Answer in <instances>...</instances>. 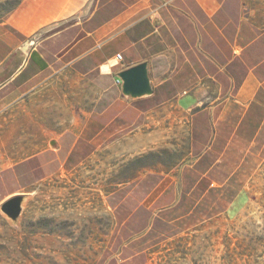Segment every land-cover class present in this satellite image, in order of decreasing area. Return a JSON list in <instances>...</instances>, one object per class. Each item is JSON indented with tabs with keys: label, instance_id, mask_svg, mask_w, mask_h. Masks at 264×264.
I'll list each match as a JSON object with an SVG mask.
<instances>
[{
	"label": "crops",
	"instance_id": "crops-1",
	"mask_svg": "<svg viewBox=\"0 0 264 264\" xmlns=\"http://www.w3.org/2000/svg\"><path fill=\"white\" fill-rule=\"evenodd\" d=\"M141 63L151 94L123 95ZM263 157L264 0H20L0 22V205L26 197L20 234L81 166L109 240L139 251L238 218Z\"/></svg>",
	"mask_w": 264,
	"mask_h": 264
},
{
	"label": "rangeland",
	"instance_id": "rangeland-1",
	"mask_svg": "<svg viewBox=\"0 0 264 264\" xmlns=\"http://www.w3.org/2000/svg\"><path fill=\"white\" fill-rule=\"evenodd\" d=\"M19 1L0 0V22ZM55 177L57 195L42 189L39 235L20 234L21 220L12 225L0 213V264H131L129 255L139 251L144 264H264V157L251 202L238 218L163 243L154 240L139 251L130 250L126 229L109 240L113 219L105 209L101 172L79 166Z\"/></svg>",
	"mask_w": 264,
	"mask_h": 264
},
{
	"label": "water",
	"instance_id": "water-1",
	"mask_svg": "<svg viewBox=\"0 0 264 264\" xmlns=\"http://www.w3.org/2000/svg\"><path fill=\"white\" fill-rule=\"evenodd\" d=\"M117 77L121 82L120 86L123 95L139 98L151 94L146 63L128 68L118 74ZM25 201V196H14L0 205V213L10 224L18 225Z\"/></svg>",
	"mask_w": 264,
	"mask_h": 264
},
{
	"label": "built area",
	"instance_id": "built-area-1",
	"mask_svg": "<svg viewBox=\"0 0 264 264\" xmlns=\"http://www.w3.org/2000/svg\"><path fill=\"white\" fill-rule=\"evenodd\" d=\"M116 58H117V59H120V54H117V55H116ZM116 84H117V85H120V84H121L120 80H117V81H116Z\"/></svg>",
	"mask_w": 264,
	"mask_h": 264
}]
</instances>
